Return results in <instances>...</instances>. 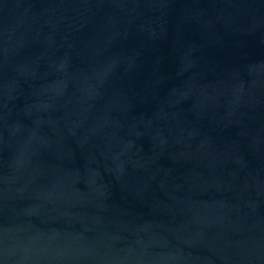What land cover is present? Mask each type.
<instances>
[{
	"label": "water",
	"instance_id": "obj_1",
	"mask_svg": "<svg viewBox=\"0 0 264 264\" xmlns=\"http://www.w3.org/2000/svg\"><path fill=\"white\" fill-rule=\"evenodd\" d=\"M0 264H264V0H0Z\"/></svg>",
	"mask_w": 264,
	"mask_h": 264
}]
</instances>
